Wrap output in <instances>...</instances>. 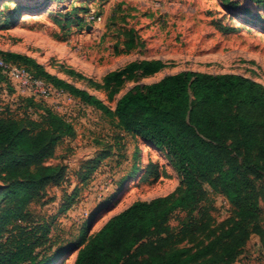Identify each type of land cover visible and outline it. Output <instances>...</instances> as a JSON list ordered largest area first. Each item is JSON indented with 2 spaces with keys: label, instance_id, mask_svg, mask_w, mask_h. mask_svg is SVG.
<instances>
[{
  "label": "trees",
  "instance_id": "1",
  "mask_svg": "<svg viewBox=\"0 0 264 264\" xmlns=\"http://www.w3.org/2000/svg\"><path fill=\"white\" fill-rule=\"evenodd\" d=\"M250 1L264 8V0ZM25 9L16 1L6 22L13 23ZM135 37L128 35L121 52L136 47ZM0 57L101 110L115 121L118 138L138 137L160 149L180 175L179 185L170 194L136 200L87 238L84 229L77 239L56 244L49 223L34 220L28 205L63 178V166L45 161L65 137L75 135V128L41 100L21 97L34 109L35 118L0 114V264H56L72 250H76L74 264H231L251 234H262L258 192L251 177L264 176L262 83L237 73L183 70L151 83H135L112 109L49 73L30 56L0 50ZM166 66L161 59L133 60L104 74L100 82L73 68L62 72L108 90L111 100L126 81L151 76ZM0 82L8 85L1 72ZM105 155L100 152L83 164L82 181ZM206 186L226 197L235 220L190 251L178 244L209 230L212 220ZM176 213L183 215L172 226L170 219Z\"/></svg>",
  "mask_w": 264,
  "mask_h": 264
},
{
  "label": "rangeland",
  "instance_id": "2",
  "mask_svg": "<svg viewBox=\"0 0 264 264\" xmlns=\"http://www.w3.org/2000/svg\"><path fill=\"white\" fill-rule=\"evenodd\" d=\"M16 1L26 9L7 23L5 18ZM88 11L100 14L101 20L87 23ZM129 34L136 36L137 45L121 52ZM0 50L34 58L49 73L95 95L112 109L135 83H151L183 70L237 73L264 85V8L250 0H9L0 2ZM140 59H161L167 66L151 76L126 81L111 100L108 90L62 72L73 68L100 82L107 72ZM41 101L75 128V135L65 137L45 161L63 166V178L28 205L34 220L49 223L56 244L77 239L84 229L87 238L132 202L165 196L179 185L180 175L163 151L138 137L118 138L115 121L101 110L65 97ZM25 103L0 82L1 116L35 118L34 109ZM100 152L108 155L82 181L80 168ZM251 177L258 192L262 234H251L231 264H264V176ZM206 189L210 233L207 230L178 244L190 251L235 220L226 197ZM182 215H173L170 224L176 226ZM75 255L72 250L56 264H74Z\"/></svg>",
  "mask_w": 264,
  "mask_h": 264
},
{
  "label": "built area",
  "instance_id": "3",
  "mask_svg": "<svg viewBox=\"0 0 264 264\" xmlns=\"http://www.w3.org/2000/svg\"><path fill=\"white\" fill-rule=\"evenodd\" d=\"M87 23L101 20V15L94 11L85 14ZM0 72L6 79L7 84L20 97H32L35 100L45 99L50 96L65 97L72 100V96L64 90L52 87L41 78L35 77L23 66L5 62L0 57Z\"/></svg>",
  "mask_w": 264,
  "mask_h": 264
}]
</instances>
